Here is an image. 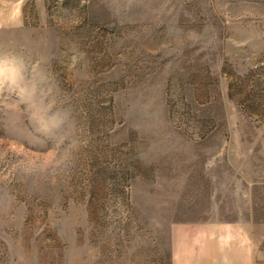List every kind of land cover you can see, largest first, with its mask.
<instances>
[{"label":"rangeland","instance_id":"rangeland-1","mask_svg":"<svg viewBox=\"0 0 264 264\" xmlns=\"http://www.w3.org/2000/svg\"><path fill=\"white\" fill-rule=\"evenodd\" d=\"M200 225L264 264V0H0V264H188Z\"/></svg>","mask_w":264,"mask_h":264},{"label":"crops","instance_id":"crops-1","mask_svg":"<svg viewBox=\"0 0 264 264\" xmlns=\"http://www.w3.org/2000/svg\"><path fill=\"white\" fill-rule=\"evenodd\" d=\"M189 233L179 249L188 264H252V240L239 227L200 225Z\"/></svg>","mask_w":264,"mask_h":264}]
</instances>
